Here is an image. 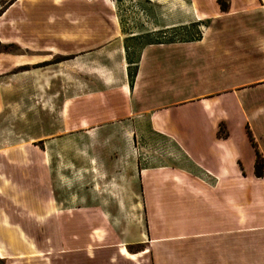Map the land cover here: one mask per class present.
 Masks as SVG:
<instances>
[{"label": "crops", "instance_id": "0c3cea01", "mask_svg": "<svg viewBox=\"0 0 264 264\" xmlns=\"http://www.w3.org/2000/svg\"><path fill=\"white\" fill-rule=\"evenodd\" d=\"M172 1L156 29L195 23L196 37L149 41L132 60L103 0H14L0 12V43L15 47L0 52V114L20 120L6 107L18 94L70 95L56 85L77 60L83 85L86 62L95 80L64 100L59 139L103 129L74 134V152L2 122L3 264L31 246L46 264H264V0ZM22 75L29 86L8 82ZM114 125L130 134L104 133Z\"/></svg>", "mask_w": 264, "mask_h": 264}, {"label": "rangeland", "instance_id": "374dc122", "mask_svg": "<svg viewBox=\"0 0 264 264\" xmlns=\"http://www.w3.org/2000/svg\"><path fill=\"white\" fill-rule=\"evenodd\" d=\"M14 0H0V12L7 7L8 4L13 2ZM227 0H219L222 5L226 6ZM219 4V3H218ZM103 6L106 9L107 13H111V15L115 16L117 22L120 27V36L118 39L123 42L124 47H127V58L129 60L135 59L137 56L138 49L144 43L149 41H158V40H178V39H189L192 37H196L198 34V29L195 26V23H185L183 25H177L175 27H169L167 29H156L157 18L160 16L162 18L168 19L174 16L175 9L177 6L174 4L172 0H166L163 5H157L156 3L149 0H103ZM109 14L107 16H103L107 21H109ZM153 30V31H152ZM129 34H136L132 37ZM131 36V37H130ZM126 45V46H125ZM15 47L11 50L14 51ZM58 58H54L53 60H57ZM69 64V78L61 79L59 84L56 86H69L71 90L70 95H59V94H38V95H29V94H21L15 95L10 98L8 101L7 108H11L12 114H16L17 117L21 120L13 119L9 121L8 118L4 116V114H0V135L3 134L2 122L5 119H8L9 129L13 132L20 133L21 135H30L36 134L39 137L49 138L51 143H48L49 149L54 150H72L74 152L77 151L79 147V138L76 137V134H87L93 135L97 134L103 129H99L95 131L94 129H87L86 131L79 129L71 131V134L74 137H69V139H65L64 141L59 139L61 134H63V128L58 126V121L62 119V105L64 100L69 98L76 97L79 92L86 91L92 88V82L95 80L93 76V63L86 62V78H85V86L83 85V81L78 74H82L81 66L83 63H78L77 60L71 61ZM117 65V64H116ZM80 66V67H79ZM79 67V68H78ZM110 67V66H108ZM112 68V66L110 67ZM104 74L108 72L107 67L98 68ZM117 72H119V68H117ZM117 74V73H116ZM132 74V67L128 69V77L130 79ZM30 78L27 75H22L20 80L16 81L14 79L9 80L11 86L21 85L29 86ZM55 81V80H53ZM16 82V84H15ZM39 87L40 84H38ZM25 90V89H24ZM37 106L39 110V118H33V114L30 112ZM32 115V116H31ZM104 133L106 134H120V135H129L130 128L124 125H118L117 127H112L107 129ZM137 134L140 133V128H135ZM220 130V128H219ZM136 133V132H135ZM67 134V132H64ZM75 134V135H74ZM56 138L58 140H56ZM25 144H23L24 146ZM38 149H43V145L38 143L36 144ZM28 147L26 148V151ZM140 156V155H139ZM263 165L259 166L262 168ZM76 176H69L65 179L66 186L70 185L76 186ZM141 221L134 217V231L133 236L136 237L141 229ZM38 242L42 243V239H38ZM29 255L22 257L19 259L17 264H46L48 263L46 259V255L44 253L43 246H39L37 249L31 246V251L28 252ZM57 256L54 257L56 261Z\"/></svg>", "mask_w": 264, "mask_h": 264}, {"label": "trees", "instance_id": "16d2710c", "mask_svg": "<svg viewBox=\"0 0 264 264\" xmlns=\"http://www.w3.org/2000/svg\"><path fill=\"white\" fill-rule=\"evenodd\" d=\"M219 3V7L221 9L225 8V5H222L219 0H217ZM14 47L10 44H1L0 43V52H6V51H11ZM247 135L250 137V133L248 131V129H246ZM254 165H255V173L258 174V170H259V166L263 165V162L261 160V158L259 157V155L257 154V152L255 153V161H254ZM0 264H3V261L0 259Z\"/></svg>", "mask_w": 264, "mask_h": 264}, {"label": "bare ground", "instance_id": "6f19581e", "mask_svg": "<svg viewBox=\"0 0 264 264\" xmlns=\"http://www.w3.org/2000/svg\"><path fill=\"white\" fill-rule=\"evenodd\" d=\"M5 227V226H4ZM122 254L125 258L129 259V260H134L135 256L129 254V252L126 249H122Z\"/></svg>", "mask_w": 264, "mask_h": 264}]
</instances>
